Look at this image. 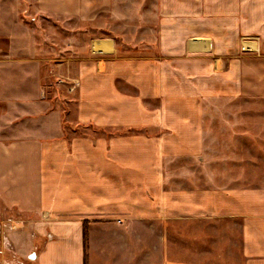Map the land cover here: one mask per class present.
I'll use <instances>...</instances> for the list:
<instances>
[{"label":"crops","instance_id":"1","mask_svg":"<svg viewBox=\"0 0 264 264\" xmlns=\"http://www.w3.org/2000/svg\"><path fill=\"white\" fill-rule=\"evenodd\" d=\"M36 3L45 36L35 23L0 40L20 48L0 54V218L21 224L8 231L15 250L33 264H264V186L197 175L203 103L264 97V0H175L147 55L84 36L108 0ZM248 36L256 53L239 49Z\"/></svg>","mask_w":264,"mask_h":264},{"label":"rangeland","instance_id":"2","mask_svg":"<svg viewBox=\"0 0 264 264\" xmlns=\"http://www.w3.org/2000/svg\"><path fill=\"white\" fill-rule=\"evenodd\" d=\"M174 1L108 0V6L101 15L88 23L89 26H86L88 31L84 36L92 34L96 37H112L116 41L119 54L147 55L156 48L159 18H165L168 22ZM185 1L189 3V0ZM36 2L37 0H0V40L13 39L19 32L25 31L23 29L32 28L35 23L38 26L37 37L45 36L41 33V28L44 26L47 29L52 21L43 20V16L35 13ZM69 23L78 27L84 25L75 20ZM244 45L250 46L251 50H243ZM11 49L13 53L10 52ZM239 49L241 52L256 53L258 51L256 36L241 38ZM18 50L19 47H0V54H16ZM60 50L58 54L61 56L57 55L55 62L60 61L65 55L63 51L60 53ZM17 67L9 64L6 70L17 71L15 70ZM27 68L30 69L31 66L27 65ZM45 70L47 72V66ZM48 74L46 84L53 90L58 102L63 103L68 98L66 95L68 93L55 84L57 76L51 72ZM70 94H73V91ZM203 107L207 142L203 148V169H198L197 172L198 184L211 182L215 188L264 186V97L230 95L210 104L206 101ZM243 120L245 123H241ZM228 121L231 126H226ZM2 217L0 264H33L32 259L21 256L15 250L8 236L12 234L10 232L8 234V231L14 230L15 227L21 228V224L10 222L11 218ZM22 240L23 249H28L30 240L28 238ZM188 241L185 240L187 244ZM223 259L225 255L218 254L212 257V263L242 264V260H234L233 254L228 257L229 261Z\"/></svg>","mask_w":264,"mask_h":264},{"label":"bare ground","instance_id":"3","mask_svg":"<svg viewBox=\"0 0 264 264\" xmlns=\"http://www.w3.org/2000/svg\"><path fill=\"white\" fill-rule=\"evenodd\" d=\"M93 46L95 50L106 49L104 45V41H94Z\"/></svg>","mask_w":264,"mask_h":264},{"label":"trees","instance_id":"4","mask_svg":"<svg viewBox=\"0 0 264 264\" xmlns=\"http://www.w3.org/2000/svg\"><path fill=\"white\" fill-rule=\"evenodd\" d=\"M85 226H86V224H85ZM86 240H87V238H86V229H85V231H84V245L86 246ZM84 264H86V257H85V262H84Z\"/></svg>","mask_w":264,"mask_h":264},{"label":"built area","instance_id":"5","mask_svg":"<svg viewBox=\"0 0 264 264\" xmlns=\"http://www.w3.org/2000/svg\"><path fill=\"white\" fill-rule=\"evenodd\" d=\"M242 49H243V50H251V47H250V46H246V45H244V46H242Z\"/></svg>","mask_w":264,"mask_h":264},{"label":"water","instance_id":"6","mask_svg":"<svg viewBox=\"0 0 264 264\" xmlns=\"http://www.w3.org/2000/svg\"><path fill=\"white\" fill-rule=\"evenodd\" d=\"M35 257V254L32 252L28 255V258L33 259Z\"/></svg>","mask_w":264,"mask_h":264}]
</instances>
